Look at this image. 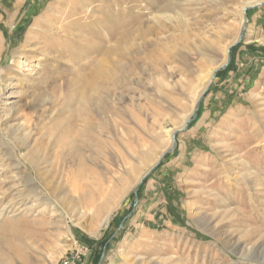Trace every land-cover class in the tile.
Segmentation results:
<instances>
[{"label":"rangeland","instance_id":"1","mask_svg":"<svg viewBox=\"0 0 264 264\" xmlns=\"http://www.w3.org/2000/svg\"><path fill=\"white\" fill-rule=\"evenodd\" d=\"M247 1L0 0V226L22 218L2 264H264V0ZM95 113L76 181L62 124Z\"/></svg>","mask_w":264,"mask_h":264},{"label":"bare ground","instance_id":"2","mask_svg":"<svg viewBox=\"0 0 264 264\" xmlns=\"http://www.w3.org/2000/svg\"><path fill=\"white\" fill-rule=\"evenodd\" d=\"M261 2H262V0H253V1L248 0L246 2L247 3L246 5L257 6L258 4H261ZM230 45L231 44H229L228 47ZM16 53L17 52H15V54ZM218 67H219L218 61H213L212 68H214V69L212 70V72L210 74V78H209L208 82L206 83V85L204 86V89L206 87H208V85L211 83L212 78H213V74ZM90 88L91 87H88L86 89L89 91ZM81 102H82V105L84 104V108L86 110L90 109V103L92 104L93 108L101 109L100 102H98L97 99L93 95H88V92H86L85 96L82 97ZM66 120H67V123L62 124V131H63L62 134L63 135H61V137L58 139V143H57V144H59V146L61 148L60 162H58V164L61 166V165H64L65 163L75 162L79 166V169L71 175H73V178H75L76 181H83L85 179V175H86L85 174L86 170H85V166H84V162L86 160V157L83 155L82 152L84 149L89 148L93 143H94L93 146H95L99 149H102L103 143H102V140L100 138V134L96 130L91 128V124H94L95 121H98V120H100V122H101V124H99V125L103 126L102 118L100 117V114L95 113V115H93V116L88 115L86 117H80V118H78L74 115H70L64 121H66ZM62 121H63V119H62ZM92 121H94V122H92ZM61 123L62 122H60V125H61ZM63 123H65V122H63ZM168 132H169L170 137L172 138V132L171 131H168ZM1 141H2V138H0V142ZM91 142H93V143L91 144ZM39 151H40L39 149H35L34 157H36L39 154ZM69 170H71V169H69ZM67 180H68V178H67ZM61 188H63V187H61ZM80 189H83V187L81 186ZM60 191H61V189H60ZM75 191L78 194V196H86L87 195V194H84V192L79 191L78 189H75ZM57 192H58L57 189L53 190L54 194ZM0 194L2 195V198H0V202H3V200L5 199V196H6V192L0 193ZM80 199L84 201V197H82ZM81 200H80V202H81ZM10 207L13 208V205L11 204ZM21 219L22 218H19V217H16V215H13V217L8 220L7 224L0 226V230L5 229L6 227H10L11 228L10 232L17 233V231H18L17 226L19 223L22 222ZM0 240H2V239H0ZM1 243L3 244V240L1 241ZM0 264H2L1 263V257H0ZM3 264H4V262H3Z\"/></svg>","mask_w":264,"mask_h":264},{"label":"water","instance_id":"3","mask_svg":"<svg viewBox=\"0 0 264 264\" xmlns=\"http://www.w3.org/2000/svg\"><path fill=\"white\" fill-rule=\"evenodd\" d=\"M249 8H251V7L249 6V7L245 8V14H246V10L249 9ZM244 20H245V23H246V22H247V17H246V16H245ZM242 36H243V32H242V34H241V37H242ZM230 52H231V48H230L229 51H228L229 55H228L227 63L224 64L221 68H219L218 70H216V71L214 72V74H213V78H212L213 80L216 78L217 72H218L220 69H224V68L228 65V63L230 62V60H231ZM201 99H202V98H200V100H199L198 103H197V106H196V109H195V112H194L193 118H191V119L188 121V123H190L191 121H193L194 119L197 118V115H198V114H197V111H198V107H199V105H200ZM188 123H187V125H188ZM187 125H186V126H187ZM178 132H180V131H178ZM176 134H177V132L173 134V146H172V148L169 150V152L173 151V150L176 148ZM151 171H152V170H151ZM150 173H151V172H150ZM136 191H137V190H136Z\"/></svg>","mask_w":264,"mask_h":264},{"label":"built area","instance_id":"4","mask_svg":"<svg viewBox=\"0 0 264 264\" xmlns=\"http://www.w3.org/2000/svg\"><path fill=\"white\" fill-rule=\"evenodd\" d=\"M83 256V253H81L80 251H76L74 255L63 258L59 264H84Z\"/></svg>","mask_w":264,"mask_h":264}]
</instances>
